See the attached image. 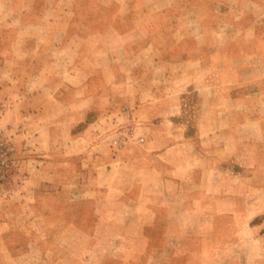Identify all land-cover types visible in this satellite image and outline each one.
Instances as JSON below:
<instances>
[{
    "label": "crops",
    "instance_id": "crops-1",
    "mask_svg": "<svg viewBox=\"0 0 264 264\" xmlns=\"http://www.w3.org/2000/svg\"><path fill=\"white\" fill-rule=\"evenodd\" d=\"M168 1L0 0V136L18 142L21 150L26 148L25 153L36 151L45 157L39 169L44 178L19 176L20 180L12 182L8 190L0 191V264H19L22 255L30 256L36 249L42 250L48 264L62 260L55 248H42L37 228L29 223L21 225L18 220L26 211L50 225L66 217L72 203L62 177L67 168L63 163L58 165L54 156L67 154V149L78 143L73 153H81L80 143L88 128L110 116L117 101H125L121 109L139 116L148 130L143 154L173 155L170 166L157 164L155 168L163 175L170 172L172 176L167 180L177 186H183L184 177L190 173L195 181H205L214 152L215 175L207 179L206 185L219 188L220 194L193 192L183 208L199 212L206 219L211 216L216 234H226L227 227L222 228V222L228 218L224 208L230 201L243 212L244 199L225 191L229 181L222 163L233 155L240 160L246 157V168L232 178L248 176L253 186V174L260 166L257 171L250 167L264 161V142L258 141H264V0H190L200 9L201 18L184 24L163 18L169 10ZM130 39L143 44L139 51L132 50ZM118 41L121 53L117 54ZM90 42L94 44L92 48ZM132 81L137 93L129 96ZM201 86L209 91L203 98L204 129L198 125L197 132L190 133L191 121L180 118L183 103L179 98L181 92ZM91 104L95 108L93 120L89 119ZM84 124H88L87 130L74 132ZM68 136L73 139L72 145ZM197 138L220 139V143L213 150L200 152L194 141ZM170 139L179 141L171 144ZM199 155L204 157L203 168L196 164ZM186 157L194 164L191 162L185 168L186 174H182L181 160ZM26 162L22 171H26ZM110 164L96 163L95 188L102 193L95 205L113 203L108 189L98 185L105 167L108 174L116 168L111 169ZM41 187L47 190L44 204L40 203ZM118 202L131 210L127 215L140 219L150 210L156 219L163 221L167 217L159 208L146 204L147 196L132 193V189L125 188ZM103 215L92 217L101 219ZM258 217L264 218L262 211L251 219ZM131 227L132 222L124 223L123 233L131 234ZM147 229L144 226L137 231L140 237L133 244L121 245L133 250L122 260H112L106 252L91 251L93 257L75 263L145 264ZM49 236L44 237L47 242L51 241ZM255 236L264 242V230ZM156 245L157 250L166 247ZM171 262L207 264L203 258L186 256ZM234 263L245 261L241 258ZM252 264L264 261L254 259Z\"/></svg>",
    "mask_w": 264,
    "mask_h": 264
},
{
    "label": "rangeland",
    "instance_id": "rangeland-1",
    "mask_svg": "<svg viewBox=\"0 0 264 264\" xmlns=\"http://www.w3.org/2000/svg\"><path fill=\"white\" fill-rule=\"evenodd\" d=\"M189 1L183 0L174 5L173 0H169L168 17L164 16L163 18H169L173 21L179 20L183 24L187 20L198 21L201 18V11ZM258 13L262 16V9L258 10ZM140 30L143 31L141 25ZM130 40L132 50L134 52L139 51L143 44ZM118 43L120 42H116L115 50L117 54L121 53ZM88 44L91 48L94 45L93 42ZM107 46L108 44L105 43V47ZM92 56V60L95 61V56ZM159 79H157L158 82ZM130 84L129 96H134L137 93V86L133 81ZM169 93L172 94L173 92ZM205 94H209V91H205L203 86L196 90L193 88L190 91H183L180 94L179 99L183 103V113L180 118L184 121H191L190 133L197 132L198 125L200 130L204 129L203 98ZM124 103L125 101H117L116 107L112 108V112L109 113L110 116H106L107 119L105 117L96 125L93 124L88 130L85 128L88 124L74 129L75 133L87 130L86 136L80 143L81 153L78 155L73 153L76 150L74 148L79 145L78 143L71 149H67V154L54 156L58 165L63 163L67 168L62 177L68 185L67 189L70 190L72 203L68 205L66 217L58 218L50 225L43 218L33 217L32 211H26L24 217L18 220L20 224L28 226L29 223L39 230L40 239L38 240L42 248H46V246L55 248L57 255L62 259L57 264H76L75 262L82 258L93 257L91 251L101 254L106 252L112 260H122L127 253L133 252V250L125 249L121 245L136 242L140 237L137 236V231L144 226H148L146 241L149 244L147 257L144 260L145 264H172V260H179L183 256L190 259L203 258L207 264H219L223 260L228 261L227 264H235L236 259L241 258L244 259L245 264H252L254 259L264 261V242L259 241L255 236L260 230H264V218L251 219V216L259 211L264 214V171H261L263 169L260 170V168H264V161L260 164L254 163L250 167L257 171L258 165L260 166L259 171L253 174L255 175V185L253 186L249 183L248 176L232 178L234 175H238V172H241L243 168H246V157L240 160L233 155L222 163L229 181V185L224 190L229 196L238 195L244 199V214L239 212L240 209L236 207L234 201H230L224 208L228 218L224 223L222 222V228L227 227L226 234H216L215 222L211 216L206 219L199 212L190 213L183 208L186 200L189 199V195L193 192L205 190V192L209 191L212 196L220 194L219 188L210 189L206 185L207 179L213 178L215 175L213 171L216 163L214 152L211 153L212 169L207 172L205 181H195L193 174L190 173L184 177L183 186H177L167 180L172 176L170 172H165L163 175L161 171L157 172L155 168L157 164L170 166L173 162V155L170 153L162 156L143 154L144 147L147 145L148 130L145 125L141 124L139 116L121 109ZM91 108L93 109L89 119L93 120L95 119V108L92 104ZM72 141L71 136H68L69 145H72ZM169 141L172 144L179 140L170 139ZM194 141L197 151L200 152L213 150L220 143V139L215 138L206 140L197 138ZM258 141L264 142L260 138ZM0 142H4L8 148L10 163L9 173L0 180V191L8 190L12 182L20 180L19 176L24 177L33 174L35 178L42 179L45 177L44 173L39 171L45 158L41 153L36 151L25 153L26 148L21 150L18 142L9 137L0 136ZM201 156L199 155V163L196 164H200L199 166L203 168L202 159L204 157ZM125 158L128 159L124 164L123 159ZM23 161H27L25 163L27 164L26 171H22ZM98 161L102 162L103 165L111 163L109 165L111 169L116 167L110 171L111 175L108 174L109 171L105 167V170L101 171V182L98 184L99 188L108 189V195L113 201L110 204L95 205V199L102 193L95 188L94 181ZM191 162L194 164V160L189 157L181 160L182 167L180 170L182 174H186L185 168ZM217 177L220 178L221 176L217 174ZM125 188L126 190L132 189V193L147 196L148 203L146 204L159 208L167 217L163 221L156 219L152 210L142 213V216L144 215L142 219L134 217V214L127 215V212H131V210L118 202V198L123 194ZM38 191L41 195L40 203L44 204L43 194L47 190L41 187ZM108 207L110 210L107 209ZM93 214L96 216L105 214V216L103 215L101 219H95L92 217ZM126 222H132L131 234L123 233L122 228ZM258 227L260 230L257 229ZM236 231L238 232L237 235ZM45 236H49L51 241L47 242L44 239ZM156 243L160 246L165 245V249L157 250ZM45 258L42 250L36 249V252L34 251L30 256L22 255L19 264H31L33 263L31 260H35L34 262L39 264H48ZM95 263L93 261L89 264Z\"/></svg>",
    "mask_w": 264,
    "mask_h": 264
},
{
    "label": "built area",
    "instance_id": "built-area-1",
    "mask_svg": "<svg viewBox=\"0 0 264 264\" xmlns=\"http://www.w3.org/2000/svg\"><path fill=\"white\" fill-rule=\"evenodd\" d=\"M9 151L4 142H0V180L5 178L9 173Z\"/></svg>",
    "mask_w": 264,
    "mask_h": 264
}]
</instances>
